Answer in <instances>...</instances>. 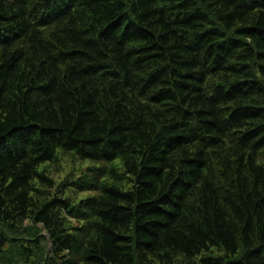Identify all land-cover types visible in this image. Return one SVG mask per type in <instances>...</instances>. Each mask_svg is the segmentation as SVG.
<instances>
[{
  "label": "trees",
  "instance_id": "16d2710c",
  "mask_svg": "<svg viewBox=\"0 0 264 264\" xmlns=\"http://www.w3.org/2000/svg\"><path fill=\"white\" fill-rule=\"evenodd\" d=\"M0 264H264V0H0Z\"/></svg>",
  "mask_w": 264,
  "mask_h": 264
},
{
  "label": "rangeland",
  "instance_id": "374dc122",
  "mask_svg": "<svg viewBox=\"0 0 264 264\" xmlns=\"http://www.w3.org/2000/svg\"><path fill=\"white\" fill-rule=\"evenodd\" d=\"M115 162L119 164L118 159L115 160ZM100 164V161L91 159H78L71 153L59 152L57 158L54 161H48L40 164L39 169L45 170V173L54 180L55 186H58V184L66 178L67 181L74 180L76 177L82 175L87 167L99 166ZM123 188H127V186L124 185ZM62 190H64V188ZM93 193L94 192L91 191H76L73 190L71 186H67L61 195H69L73 198V201H77Z\"/></svg>",
  "mask_w": 264,
  "mask_h": 264
}]
</instances>
